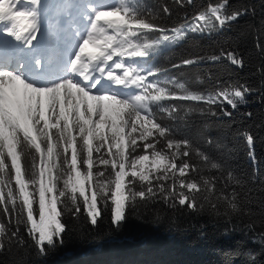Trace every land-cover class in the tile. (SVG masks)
Listing matches in <instances>:
<instances>
[{"label":"snow or ice","instance_id":"6c2138e0","mask_svg":"<svg viewBox=\"0 0 264 264\" xmlns=\"http://www.w3.org/2000/svg\"><path fill=\"white\" fill-rule=\"evenodd\" d=\"M172 4L0 0V258L29 241L46 257L63 245L69 221L95 228L108 212L119 228L138 208L157 205L244 222L264 245V177L234 167L233 150L207 120L231 119L254 95L264 104V16L241 32L262 61L258 87L231 72L211 84V71L162 79L169 69L149 64L162 52L257 16L255 6L231 0L194 11V0ZM174 14L177 22L166 23ZM223 63L249 66L239 48L221 46L170 67ZM236 136L255 165L256 137Z\"/></svg>","mask_w":264,"mask_h":264},{"label":"trees","instance_id":"16d2710c","mask_svg":"<svg viewBox=\"0 0 264 264\" xmlns=\"http://www.w3.org/2000/svg\"><path fill=\"white\" fill-rule=\"evenodd\" d=\"M161 5L168 3L175 9L172 0H150ZM206 3V0H194L188 11ZM233 7L255 6L257 16L245 17L239 26L210 36L190 34L182 41L163 52L158 60L162 68L169 69L168 78H193L197 73L205 76L208 71L216 77L226 78L233 73L232 79L258 87L262 79L257 67L262 63L259 54L253 49L250 37L241 36L246 23L259 22L264 16L261 0H231ZM168 24L177 22V15L165 20ZM221 46H235L245 55L249 66L243 70L234 69L226 63L197 67L172 69L173 63L193 54L212 53ZM208 85H201L205 87ZM249 104L242 106L231 119L226 117H208L212 124L210 134L227 143L232 151V164L241 171L251 174L253 168L259 169L264 177V104L257 96L249 97ZM252 111L253 119L248 120L240 113ZM203 121V118H197ZM248 130L256 137V164L249 160L247 146L238 131ZM204 150L217 155L214 147L201 144ZM108 242V243H107ZM3 264H264V245L250 232L244 222L225 224L216 221L207 213L194 214L187 210L173 211L163 205L138 208L119 228L111 224L110 213L105 212L101 222L95 228L85 223L75 224L69 221V231L64 236L63 245L51 251L46 257L36 254L29 246L12 256L0 258Z\"/></svg>","mask_w":264,"mask_h":264},{"label":"rangeland","instance_id":"374dc122","mask_svg":"<svg viewBox=\"0 0 264 264\" xmlns=\"http://www.w3.org/2000/svg\"><path fill=\"white\" fill-rule=\"evenodd\" d=\"M108 243V242H107Z\"/></svg>","mask_w":264,"mask_h":264}]
</instances>
